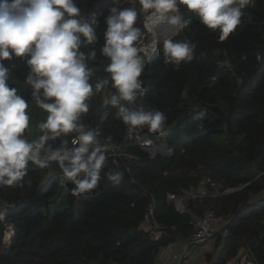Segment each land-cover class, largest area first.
I'll list each match as a JSON object with an SVG mask.
<instances>
[{
  "label": "trees",
  "instance_id": "1",
  "mask_svg": "<svg viewBox=\"0 0 264 264\" xmlns=\"http://www.w3.org/2000/svg\"><path fill=\"white\" fill-rule=\"evenodd\" d=\"M74 2L82 16L97 20V40L80 47L85 56L96 51L94 60H85L94 88L109 78L104 70L109 60L100 50L110 9H137L138 45L145 43V15L137 0ZM179 10L192 23L166 39L194 45L193 60L178 68L165 64L166 39L161 40L140 76L144 94L131 105L165 114L163 132H143L171 153H150L134 134L129 138L127 125L106 103L115 89L110 83L100 92L94 88L79 122L97 130L101 140L111 136L121 146L120 155L106 153L101 180L91 194L71 195L74 185H60L56 175L61 170L54 161L46 168L30 163L21 182L0 188V264H155L161 248L190 235L192 216L205 209L228 219L227 235L212 238L222 241L220 251L213 260L207 253L206 261L225 264L242 248L253 264H264V0L243 9L240 24L223 41L219 30L207 28L194 12L183 5ZM26 60L13 56L3 63L9 68V86L28 103L29 127L23 135L32 141L41 135L38 125L47 113L32 97ZM105 112L108 116L101 120ZM73 135L50 143L59 146ZM117 170L123 175L114 184L109 176ZM205 178L214 185L199 184ZM190 186L205 194L190 199L188 211L178 212L167 193L179 194ZM150 199L162 230L158 239L149 234V226L140 227ZM6 225L12 233L4 241Z\"/></svg>",
  "mask_w": 264,
  "mask_h": 264
},
{
  "label": "clouds",
  "instance_id": "2",
  "mask_svg": "<svg viewBox=\"0 0 264 264\" xmlns=\"http://www.w3.org/2000/svg\"><path fill=\"white\" fill-rule=\"evenodd\" d=\"M145 14L144 29L151 39L138 45L141 29L136 27V8L110 9L105 18L104 44L101 54L109 60L108 79L95 83V91H115L106 103L116 110L114 116L127 125L128 137L139 129L163 132L165 114L131 107L144 94L140 76L147 60L161 47L160 34L188 29L192 23L179 10L183 5L194 12L207 28L219 30L223 41L241 22L243 9L255 0H137ZM94 15L85 17L74 0H0V188L15 187L28 172L29 164L46 168L56 162L65 182L74 187L71 195L91 194L101 180L112 137L101 140L98 131L86 129L80 118L87 113L86 101L94 94L89 79L92 70L85 60H94L93 49L87 56L81 44L97 40ZM194 45L166 39L162 42L164 63L177 68L193 60ZM15 57H27L30 74L27 83L39 108L47 113L39 123L41 135L32 141L24 138L30 117L28 103L8 84L9 68L3 63ZM42 90V91H41ZM42 97V98H41ZM51 101V102H48ZM108 113L101 116L106 119ZM59 146L50 141L59 137ZM150 142V141H146ZM115 171L109 176L114 184L122 179ZM4 219L0 212V221Z\"/></svg>",
  "mask_w": 264,
  "mask_h": 264
},
{
  "label": "built area",
  "instance_id": "3",
  "mask_svg": "<svg viewBox=\"0 0 264 264\" xmlns=\"http://www.w3.org/2000/svg\"><path fill=\"white\" fill-rule=\"evenodd\" d=\"M145 15V14H144ZM147 33V32H146ZM145 33V34H146ZM149 41V40H148ZM146 41V42H148ZM145 42V43H146ZM143 43V44H145ZM142 44V45H143ZM134 136L137 140V143L142 148L148 150L150 153L156 151L160 152L163 155H168L171 153V148L168 146H159L154 143V141L143 132V129H139L134 133ZM150 141V142H146ZM121 146L117 143H112L111 147L107 150V153L112 156L120 155L119 148ZM160 148V150H158ZM151 150V151H150ZM52 173V170H49ZM60 182V185H65L68 182H65L61 171L56 175ZM209 182L211 185H214V182L209 178L201 179L199 184ZM233 189H229L231 191ZM205 194L204 190L197 191L192 186L189 188L181 189L179 194L167 193V198L171 200L175 206V209L178 212H184L189 210V200L192 198L201 197ZM227 217L222 214H216L210 209L203 210L198 215H193L190 222L192 225V231L187 238H184L181 243V251L171 253L170 258L173 264H179L180 261L187 256L188 249L192 245L200 244L209 239L215 238L217 234L221 236L227 235V228L225 224L227 223ZM149 226V234L154 238L158 239L162 233L161 226L154 221V202L150 199L146 206V212L144 213L143 219L140 222V227ZM12 233L11 225H6V229L3 233V240L7 241ZM234 259H230L225 262V264H233Z\"/></svg>",
  "mask_w": 264,
  "mask_h": 264
},
{
  "label": "crops",
  "instance_id": "4",
  "mask_svg": "<svg viewBox=\"0 0 264 264\" xmlns=\"http://www.w3.org/2000/svg\"><path fill=\"white\" fill-rule=\"evenodd\" d=\"M200 189L202 190V188H200ZM182 241H183V239L182 240H177L176 242L171 243L168 246L161 248V250H160V252H159V254H158L157 258H156L155 264H173V262H172V260L170 258V255H171V253L181 251V243H182ZM207 244H209L210 246H213L212 249L206 250L204 247H206ZM219 244H220V242L216 243V239H209V240H207L205 242H202L200 244H196V245H200L202 247L201 248V252L198 255H203V257L205 256V258H206V254L210 253L211 254V256H210L211 259H215V257L217 256L218 252L221 249L219 247ZM190 248L188 249V253H187V256L184 259V263L183 264H185V262L190 261V259H194V257L197 256V255L192 256V251H191ZM243 257H244V259H243ZM233 259H234V261H233L234 264H238L240 262H243V263L247 264V261H248V259H251V256H250L249 253L246 252L245 249L240 248L238 250L237 254L233 257ZM189 264H190V262H189Z\"/></svg>",
  "mask_w": 264,
  "mask_h": 264
},
{
  "label": "rangeland",
  "instance_id": "5",
  "mask_svg": "<svg viewBox=\"0 0 264 264\" xmlns=\"http://www.w3.org/2000/svg\"><path fill=\"white\" fill-rule=\"evenodd\" d=\"M175 32L176 31H173L171 33H168L165 37L164 36H160L159 38H160V40H164V39L169 38L170 36H172ZM149 39H150V34L146 33L145 34V42L148 41ZM158 150H160V148H158ZM221 246H222V241H220V244H219L220 248H221ZM212 247L213 246H210L209 244H207V246L204 247V248L206 250H209V249H212ZM201 248L202 247L200 245H192L191 248H190L191 251H192V256H195V255H197V256H195L194 259H190V261L185 262V264H189V262H190V264H210L211 261H209V262L206 261L205 260V256L203 257V255H198L201 252ZM244 257H243V259H244ZM211 260H213V259H211ZM238 264H245V263L240 262ZM247 264H253L252 260L248 259Z\"/></svg>",
  "mask_w": 264,
  "mask_h": 264
},
{
  "label": "bare ground",
  "instance_id": "6",
  "mask_svg": "<svg viewBox=\"0 0 264 264\" xmlns=\"http://www.w3.org/2000/svg\"><path fill=\"white\" fill-rule=\"evenodd\" d=\"M171 32H173V31H167V32H162L161 34H160V36H166L168 33H171ZM148 33V32H147ZM150 34V33H149ZM150 39H151V34H150ZM149 39V40H150Z\"/></svg>",
  "mask_w": 264,
  "mask_h": 264
},
{
  "label": "water",
  "instance_id": "7",
  "mask_svg": "<svg viewBox=\"0 0 264 264\" xmlns=\"http://www.w3.org/2000/svg\"><path fill=\"white\" fill-rule=\"evenodd\" d=\"M144 23H145V21H144ZM146 33V30H145V32H144V34ZM176 33V32H175ZM147 43V42H146Z\"/></svg>",
  "mask_w": 264,
  "mask_h": 264
}]
</instances>
